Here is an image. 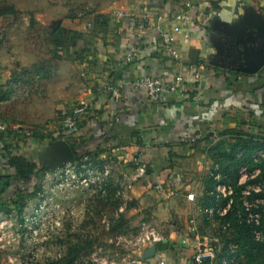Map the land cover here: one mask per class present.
Instances as JSON below:
<instances>
[{"label":"crops","instance_id":"0c3cea01","mask_svg":"<svg viewBox=\"0 0 264 264\" xmlns=\"http://www.w3.org/2000/svg\"><path fill=\"white\" fill-rule=\"evenodd\" d=\"M58 2L64 5L62 14L67 16L63 22L58 20L53 31L61 27L68 36L80 35L66 40L65 50L49 44L52 51L57 50L53 52L57 62H68L70 75L64 77L63 72L58 82L52 80L56 76L48 77L42 85L38 84L41 80L33 81L31 85L45 91L43 98H35L32 89L23 103H14L9 89L13 90L16 72L11 75L0 70V120L8 126V131L0 134V200H7L17 186L8 156L40 161L38 156L52 143L37 140L34 127L53 117L51 109L56 116L60 113L62 120L67 111L85 104L88 111L78 134L63 130L59 120L48 127L52 140L62 133L54 142L63 140L71 149L76 144L79 151L91 154L101 151L100 160L124 163L126 169L117 170V174L128 180L126 198L152 212L158 224H171L170 236L156 245L153 255H148L150 246L133 253L135 258L144 264H191L197 237L201 236L197 229L204 223L214 225L202 212L206 181L212 178L216 165L210 150L229 138L226 133L234 129L260 135L264 128V65L254 74L241 72L238 54L243 43L237 44L250 19L264 26V0ZM55 4L52 0L48 5ZM120 12L122 18H118ZM144 17L146 27L138 40L136 24ZM177 27L179 32L174 30ZM164 33L174 38L172 48L180 59L167 52ZM132 43L140 44V56L134 63H126L124 57ZM1 65L2 60L0 69ZM180 73L192 95L188 98L172 94L151 103L133 85L144 75L171 83ZM109 85H122L118 98L106 90ZM197 115L199 121H194ZM8 132L22 134L18 145L6 136ZM195 136L199 141L188 144L187 140ZM260 150L264 149L252 150V161ZM246 153L247 148H241L236 158ZM157 184L173 190L174 196L165 198L154 189ZM191 193L196 195L194 202L187 200Z\"/></svg>","mask_w":264,"mask_h":264},{"label":"rangeland","instance_id":"374dc122","mask_svg":"<svg viewBox=\"0 0 264 264\" xmlns=\"http://www.w3.org/2000/svg\"><path fill=\"white\" fill-rule=\"evenodd\" d=\"M53 1L57 4L49 6L48 4L52 0H0V60H2V68L5 67V69L1 68L0 70L11 72V75L13 72L17 73L12 76L13 80L11 83L13 90L10 92L11 89H9L10 99L14 103H23L21 101L30 97L29 91L32 89V94L37 95L35 98H43L45 91L43 93V91L38 90L39 87H34V85H31V82L41 80L38 84L42 85L43 81L48 77L54 78L56 76L52 80L58 82V76L62 75L63 72L64 77L66 74L70 75L68 62H57V59L54 58L56 54L53 53L54 51L57 52V50L53 49L52 51V47L50 46L55 44L53 42L55 38L53 36V27H56L55 24H58V20H62L63 22V19L67 16V13L62 14L64 5H60L58 0ZM86 8L83 7V10ZM32 17L34 19L33 23L31 22ZM66 36L68 41L71 40V37ZM65 66H67L68 71ZM74 75L77 76L75 73ZM44 90H46V87ZM46 92L48 93L47 90ZM83 105L85 106V104ZM86 108L88 109L87 106ZM75 109L77 108L70 109L66 113L73 114ZM50 114L53 117L44 124L35 126L33 131L36 130L35 138L37 140H48L53 144L52 131L50 132L48 127L51 124L59 123L58 121L61 120L62 115L60 113L57 116L54 113L52 114V109L50 110ZM226 134L229 136L226 139L227 145L234 144V140L243 134L247 135L248 138L255 137L264 140V128L260 131V135L249 132L245 133L241 129H234L232 132H227ZM21 135L14 134L13 132L6 134V136L15 140L12 141L14 142L12 144L15 146L19 144V136ZM51 146H48L46 150L50 149ZM227 152L229 154L232 152L231 146L227 149ZM44 153L39 156L42 165H46ZM214 153L217 157L218 151H214ZM83 164L87 166V160ZM121 164L114 160L111 162L107 160L105 163L106 166L110 167L113 177L120 182V193L127 194L128 183L125 180L127 182L128 180L126 178L122 180L117 174V170L122 172V170L126 169L124 163L123 165ZM135 164L137 165V162ZM214 164L220 165L215 162ZM87 167L94 166L89 163ZM65 173L68 174L63 175L62 171L59 170L47 172L40 179L43 190L41 195L29 201L22 213L18 209L19 207H17L19 204L14 203L13 206L7 204L8 207H15L13 213H0V264H46L48 261L61 256L64 253L66 242H74L76 236L79 234L80 236H91L92 238L99 236L101 239L100 243L105 244H95L94 247L89 249L86 254L88 256L82 261H86L89 264H102V259L109 253V255L113 256H108L111 259H108L109 262L123 263L122 258H119V256L124 253V249L117 246V237L111 238L106 233H102L107 232L109 229L110 215L105 212L99 219L96 213L91 214L90 212L91 215L100 221L98 222V226L86 224L87 218L90 216V204L98 192L96 184L99 182V179L95 174H91L88 180L84 181L85 177L78 180L76 178L78 177L77 170L75 169ZM124 201L125 204L121 207L123 211H120L131 220V226L140 228L143 223L152 220L151 222L162 231L164 238L170 236V223L165 224L166 226L158 224V222L152 219V212L145 208L143 209V206L138 204L137 201L126 197ZM126 205L130 207V210L127 212L124 208ZM205 226L207 224H202L197 231L201 235V238L216 237V245L222 247L223 250L222 255L220 254L217 257L215 264H224L223 259L230 258L228 254L232 253L229 250V246L235 245L226 242L234 239L233 234L229 235L230 239L226 240L218 232L214 234L210 228H206ZM211 227H213L212 224ZM187 232L191 234L189 229ZM208 233L210 236H208ZM60 240H63L65 243L60 242ZM113 240L114 245L111 247L106 245V243L113 244ZM226 246H228L227 249ZM258 254L260 256L259 261L264 263V252ZM239 260L237 264H246L248 261L244 255Z\"/></svg>","mask_w":264,"mask_h":264},{"label":"trees","instance_id":"16d2710c","mask_svg":"<svg viewBox=\"0 0 264 264\" xmlns=\"http://www.w3.org/2000/svg\"><path fill=\"white\" fill-rule=\"evenodd\" d=\"M31 22H34L33 17L31 19ZM65 33L66 29H63L61 27L53 31V36L55 37L53 41L55 43V49H58V47L64 50L67 49V47L64 46L67 40V34ZM69 37H71V40H74L75 38H80V35L75 34V37L73 35ZM61 135L62 133H59L56 137L54 136V141ZM263 141L264 140L262 138H248L245 134L236 138V140H234V144L231 145H227L228 143L226 139L220 140L210 150V155L215 163L221 165L220 169L222 171L223 177L226 176L222 181L231 182L234 186V193L230 197L222 198L219 200V202H217L215 196L212 193L215 191L218 182L210 177L206 181L207 185L206 191L204 193V198L206 200V202H204L206 203L204 208H209L217 203L225 206L231 199L233 200L228 213L222 217L217 216L216 222H214L213 227H211V224L209 223L207 227L210 228L214 234L215 232H218V234L222 235L226 240L230 239L229 235L233 234L234 239L226 242L229 244H235L237 246V249L234 253L228 254V256H236L240 259V257L244 255L248 259L246 264H264L259 261L260 256H258V253L264 252V240H255L253 234L251 233L250 227L243 221L244 209L242 207L241 201L242 187L236 184V177L237 170L242 164L256 167L254 162L250 158V154L252 150L264 149ZM75 145L76 144L72 145V150L76 155V165L78 167H81L86 160L88 164L90 163L92 164V166L98 169H102L105 166L106 161H102L99 159L101 151H96L94 154H91L86 151H79L77 149V146ZM230 146L232 148V152L229 154L227 152V149ZM241 148H247V153L245 157H242L241 159L236 158L237 151ZM214 151H218L217 157ZM8 157V165L14 173V179L17 182V186L15 189H13L15 192L12 191L7 197L8 199L6 198L7 200H0V213H13L15 207L13 208L7 206V204L13 206V203L19 204V206L17 207H19L18 209H20L22 213L23 209L29 201L41 195L43 190L40 184V179L51 170L47 168V165H42L38 158L28 160L26 157L22 156ZM258 168L261 170L260 179L264 181V161H262L258 165ZM102 186L103 188L98 189L95 198L92 199V203L89 207L90 216L87 218L86 224L98 226V222L100 220L98 221L96 217L91 214L96 213L97 217L100 219L106 212L108 215H110V225L108 231L102 232L103 234L106 233V235H109L111 238H116L119 235H126L129 233L137 232L139 230V227L131 226V220L127 218L126 214L120 211L121 207L125 204L122 193L119 194L121 192L120 182L115 177H113V174L111 173L108 178L104 179ZM257 197L264 199V190L262 193L257 194ZM124 208L126 212L130 210V207L128 205H126ZM226 223L230 224V227L225 231L223 229V225H225ZM60 242L65 243L63 240H60ZM100 242L101 239L99 236H95V238H92L91 236H80L79 234L78 236H76V240L74 242H66L64 253L60 257L52 259L46 264H75L76 261H80L86 258L88 256L86 254L88 253L89 249L94 247L95 244L98 243L101 245H105ZM106 245H109V247H111L114 244L110 245L106 243ZM227 247L228 246H226V249Z\"/></svg>","mask_w":264,"mask_h":264},{"label":"built area","instance_id":"2783aa9c","mask_svg":"<svg viewBox=\"0 0 264 264\" xmlns=\"http://www.w3.org/2000/svg\"><path fill=\"white\" fill-rule=\"evenodd\" d=\"M123 14L120 12L118 14V18H122ZM183 18L182 15L177 16L178 20ZM146 17L143 18L142 21L137 22L138 28V36L137 39L140 40L143 38L145 25H146ZM175 32H179L180 28H175ZM162 40L164 42V46L169 54H171L175 59H180L177 52H175L172 48V43L174 38L169 33L162 34ZM140 44L132 43L130 48L128 49L124 59L126 63H134L140 56ZM134 87L143 91L145 93L146 99L151 103H159L164 96L179 94L181 97L188 98L192 96L189 93V86L186 83L185 77L182 73L175 76L174 80L171 83H166L161 78H156L150 75H144L138 78L134 83ZM122 89V85L119 87L109 85L106 87V90L109 91L115 98L120 96V91ZM88 109L86 106L78 107L74 110L73 114L65 115L60 124L63 130L71 133L78 134L80 130V120L86 115ZM199 116H194V121H199ZM8 131V126L0 120V134ZM198 142V137H190L187 140L188 144H196ZM241 155V154H240ZM239 155V157H241ZM238 157V158H239ZM261 159H264V150H260L256 153L253 158V162L256 165H259ZM88 166V164H87ZM84 164L81 167H78L75 164H66L63 167L57 169L62 171L63 175H66L72 169L77 170L78 180H81L82 177H85V180L91 176V174H95V176L99 179L96 184L97 189H102L104 179L108 178L111 175V170L109 166H104L102 169L87 167ZM211 176L218 183L216 185L215 193H212L217 202H219L222 198H227L233 195L234 186L231 183H226L223 180V174L220 171V166L215 165L214 171H212ZM237 185L242 187L241 190V201L242 207L244 209V217L243 221L250 227L251 233L253 237L257 241L264 240V199L257 197V194H260L264 190V181L260 179L261 170L258 167H252L247 164H242L239 166L237 170ZM90 179V178H89ZM154 189L160 194L164 195L165 198H171L174 196V192L171 189H168L167 186L163 184H157ZM121 194V193H119ZM256 195V196H255ZM123 198L125 199V194L122 193ZM196 195L194 193L187 195V200L190 202H194L196 200ZM233 200L231 199L227 205L223 206L220 203L215 204L209 208H204V215L211 220L213 223L216 222L217 216H225L231 208ZM123 211V208L120 209ZM240 217V216H239ZM152 221V220H151ZM145 222L139 228L137 232L129 233L126 235H119L116 238V244L119 248L124 249V253L119 256L122 258L123 263L121 264H144L142 259L135 258L132 256L136 251L147 249L150 246H156L157 244L164 241V235L162 231L158 228V226L154 225L153 222ZM230 227V224L226 223L223 225V229L226 231ZM216 237H197L198 245L194 248V254L192 256L191 264H214L217 260L218 255L222 252V247L216 245ZM112 243V242H111ZM113 244L114 240H113ZM237 249L236 245H230L229 250L234 253ZM136 250V251H134ZM132 253V254H131ZM131 254V255H130ZM109 257H113L106 255L105 258L102 259V264H119L118 262L113 263L109 262ZM60 257V256H59ZM109 259V260H108ZM164 261V260H163ZM162 261V262H163ZM239 262V258L236 256H232L230 258H224V264H237ZM75 264H89L86 261H76Z\"/></svg>","mask_w":264,"mask_h":264},{"label":"water","instance_id":"95a60500","mask_svg":"<svg viewBox=\"0 0 264 264\" xmlns=\"http://www.w3.org/2000/svg\"><path fill=\"white\" fill-rule=\"evenodd\" d=\"M240 43H243V48L238 54L239 70L246 74H254L264 65V26L250 19L245 27L244 37L237 41V44ZM43 156L47 168L52 171L66 164L76 163V155L70 145L63 140L54 142ZM155 252L156 246H153L148 255Z\"/></svg>","mask_w":264,"mask_h":264}]
</instances>
